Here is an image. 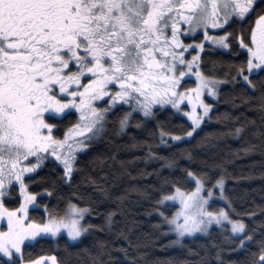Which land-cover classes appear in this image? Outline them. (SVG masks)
<instances>
[{"label":"snow or ice","instance_id":"obj_1","mask_svg":"<svg viewBox=\"0 0 264 264\" xmlns=\"http://www.w3.org/2000/svg\"><path fill=\"white\" fill-rule=\"evenodd\" d=\"M237 23L239 30H226ZM190 34H202L203 39L197 41ZM206 49H226L239 63H230L225 79L208 74L202 63ZM193 76L195 85L186 87ZM257 78L264 81V0H0V264H61L56 255L25 260V249L57 238L71 251L97 229L107 236H97L82 249L91 257L85 264H106L105 255L109 264H137L130 250L139 248L131 237L140 221L136 216L128 217L130 223L118 219L126 215L119 205L129 193L140 191L135 184L114 197L119 203L99 225L88 221L94 209L73 198L62 212L47 204L41 208L38 201L52 197L53 190L44 188L43 194L30 190L32 176L51 160L62 166L61 179L71 185L79 171L78 156L87 155L94 142L104 138L109 117L120 109H126L118 119L124 132L133 120L141 128L157 109L170 106L187 116L190 126L178 134L157 120L149 135L165 146L170 141L188 143L204 131L206 118L212 119L213 104L205 97L218 101L221 86L229 83L247 93L256 89ZM260 107L264 109V97ZM73 112L78 113L77 122L58 138L54 133L61 131L59 122ZM229 117L233 126L227 134L244 145L237 154L254 151L245 134L255 121L241 120L231 112L217 120L225 122ZM144 145L145 161L161 159L149 141ZM107 159L101 158V165ZM111 159L116 161L117 156ZM140 159L132 154V161ZM217 167L223 172L214 182L207 173L197 175L188 169L194 188L172 184L168 192L157 189L155 205L145 216L151 218L154 212L159 219L152 228L164 236L174 234L161 245L165 250L184 246L186 236L210 235L215 226L226 233L223 243L229 253L245 256L244 264H264V230L257 236L244 219L233 218L234 208L212 207L217 190L221 199L228 200L227 169L223 163ZM100 191L113 198L107 187ZM13 194L18 206L9 207L6 201L11 202ZM141 195L152 197L146 191ZM171 201L179 208L169 215L165 209ZM37 211L45 215L37 218L33 215ZM113 234L123 241L115 245L118 257L113 256L114 245L108 239ZM213 247L218 264H225L222 247ZM167 264L177 262L168 258ZM199 264H206L203 257ZM227 264L239 261L229 259Z\"/></svg>","mask_w":264,"mask_h":264},{"label":"trees","instance_id":"obj_2","mask_svg":"<svg viewBox=\"0 0 264 264\" xmlns=\"http://www.w3.org/2000/svg\"><path fill=\"white\" fill-rule=\"evenodd\" d=\"M251 19L254 21L255 15ZM244 26L247 27V24ZM240 27L241 25L237 23L226 30H239ZM195 38L199 41L203 39V36L202 34L195 35ZM186 42H191V40L187 39ZM202 56L203 70L222 79L227 78L226 73L229 72L230 63H239V60L228 53L226 49H215V51L206 49ZM231 71L232 74H235L234 68ZM187 81L186 87L195 85V80L188 79ZM255 82L256 89H249L247 93H243L238 85L233 86L229 83L221 86L218 101L215 98L205 97L209 103L213 104V111L210 112L212 119L207 120L206 118L202 123L204 131L188 143L174 144L170 141L165 146L159 143L157 137L149 135V131L157 120L163 127L175 133L186 131L191 122L183 113H178L167 106L159 108L156 110L155 116L145 121L141 128H137L136 120H133L129 128L121 132L118 127V119L126 109L117 110L109 117L107 134L104 138L94 142L92 151L87 155L78 156L79 171L75 174L71 185H66L61 179L62 166L50 160L32 176L33 183L30 185V190L40 194H43L44 188L53 190L52 197L43 196L38 201L41 208L47 204L49 207L55 206L62 212L69 198L77 200L82 206L89 205L94 209V212L88 217V221L92 224L103 225V215L119 203L115 201L114 197L127 186L135 184L140 191L129 193V198L119 205L126 215L118 216V219H122L123 223H130L128 217L136 216L140 221L139 227L134 229L131 237L134 242H138L139 248L130 250V255L135 257L137 264H167L168 258H173L177 264L184 259L190 261V264H199L201 257L206 264H218L213 245L222 247L225 264L229 259L244 264L246 257L229 253L223 243L226 233L215 226L210 235L195 234L192 237H185L184 246H172L165 250L161 245H166L169 240L174 239V234L164 236L152 228V224L159 217L153 212L152 217L149 218L145 216V212L154 207L155 200L158 198L157 189L168 192L171 190L172 184H178L189 190L194 188V182L187 178L188 169L197 175L207 173L214 182L215 178L223 172L222 168L217 165L223 163L224 168L227 169L224 174V191L228 200L221 199L217 190L215 196L220 200L213 201V209L218 210L229 206L234 208L235 212L230 213L233 218L244 219L250 230L257 236L261 234L264 230V212L260 210L264 208V177L261 176V173H264V135H262L264 133V109L260 107V104L264 97V81L257 78ZM242 100L243 103H241ZM234 101L237 105L236 108H233ZM227 112L240 116L241 120L255 121L254 124L248 125L245 134V142L255 145L254 151L246 155L242 151L237 154V149H242L244 145L227 134L228 129L233 126L231 118L229 117L225 122L217 120L218 116L223 119ZM71 121H73L72 114L59 123L61 131L54 135L62 138L64 132L72 124ZM144 141L151 143L152 150L157 152L161 159L154 161L143 159L145 156ZM133 144H136L137 147L132 148ZM133 153L141 159L132 161ZM189 154H191V159H189ZM113 155L117 156L116 161L111 159ZM104 157L108 159L101 165V158ZM121 159L130 161V163L121 165L119 163ZM225 161L227 162L225 163ZM170 164L171 166H169ZM125 169L131 171L135 179H130ZM149 173L151 175H148ZM236 177H240V179H236ZM104 187H107L113 198L106 197L100 191ZM141 191L151 193V199L142 196ZM6 203L9 207L18 206L15 194H13L11 202L6 201ZM166 204L165 210L171 215L176 206L167 202ZM248 212H252L254 215L252 217L246 215ZM33 215L39 218L45 213L37 211ZM97 236H107V233L97 229L85 240L84 244L77 245L71 251L65 250L63 240L57 238L41 240L33 247L25 249L24 258L28 260L40 256L56 255L61 264H85V262H90L91 257L82 249L93 244ZM108 239L114 245L113 256H120L115 245H119L123 241L116 239L115 234L108 236ZM190 249L199 253V256L190 254ZM206 251L207 255H205ZM103 259L106 264H109L106 255Z\"/></svg>","mask_w":264,"mask_h":264},{"label":"rangeland","instance_id":"obj_3","mask_svg":"<svg viewBox=\"0 0 264 264\" xmlns=\"http://www.w3.org/2000/svg\"><path fill=\"white\" fill-rule=\"evenodd\" d=\"M190 35H194V34H190ZM188 58H190V56L188 57ZM192 80H195V77L193 76L192 78H191ZM188 80V79H187ZM186 80V83L185 84H187L188 83V81ZM167 107H170V106H167ZM200 109H198V111H199ZM75 113V112H74ZM187 117V116H186ZM77 119H78V113H75V115H73V121H71V123L72 124H74V123H76L77 122ZM188 119V118H187ZM189 120V119H188ZM190 121V120H189ZM191 122V121H190ZM71 126V125H70ZM69 126V127H70ZM67 131V130H66ZM38 171V170H37ZM214 200H220L217 196H215L214 198H213V201ZM167 203H169L170 205H174V206H176V209L174 210V212L177 210V208H179V203L178 202H175V201H171V202H167ZM30 210H31V206H30ZM0 223H3V221H0ZM195 235V234H194ZM197 235H203L202 233H197ZM187 237V236H186ZM49 239H56V238H49ZM48 264H51V261H48Z\"/></svg>","mask_w":264,"mask_h":264},{"label":"flooded vegetation","instance_id":"obj_4","mask_svg":"<svg viewBox=\"0 0 264 264\" xmlns=\"http://www.w3.org/2000/svg\"><path fill=\"white\" fill-rule=\"evenodd\" d=\"M62 121H63V120H62ZM62 121H60V122H62ZM60 122H59V123H60ZM57 163H58V162H57Z\"/></svg>","mask_w":264,"mask_h":264}]
</instances>
